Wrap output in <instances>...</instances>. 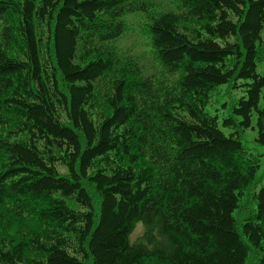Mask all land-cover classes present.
<instances>
[{"label": "trees", "instance_id": "16d2710c", "mask_svg": "<svg viewBox=\"0 0 264 264\" xmlns=\"http://www.w3.org/2000/svg\"><path fill=\"white\" fill-rule=\"evenodd\" d=\"M254 118L264 0H0V264H264Z\"/></svg>", "mask_w": 264, "mask_h": 264}, {"label": "rangeland", "instance_id": "374dc122", "mask_svg": "<svg viewBox=\"0 0 264 264\" xmlns=\"http://www.w3.org/2000/svg\"><path fill=\"white\" fill-rule=\"evenodd\" d=\"M125 20L128 23V30L124 37L119 41V44L122 47L132 46L133 53H140L142 47L138 46V38H142L145 34L142 33V28L145 26L147 20L140 12H135L127 15ZM143 39V38H142ZM142 42H146V40H142ZM147 49V48H145ZM260 72L263 71L262 66L259 67ZM242 93L238 90L231 91L228 86H223L218 89L213 97V102L211 106L208 108L212 114H218L220 120L223 116L227 115V109L224 107V104H230L232 102V98H239ZM254 128L249 129L245 132L243 137V142L246 146H248L251 151L255 154H261L262 157V166L259 174L261 175L264 172V146L258 144L256 142L257 136V128H256V119H253ZM229 131L226 130V133ZM144 232L143 225L141 223H137L135 228L131 234L130 240L131 242H135L140 236H142Z\"/></svg>", "mask_w": 264, "mask_h": 264}]
</instances>
